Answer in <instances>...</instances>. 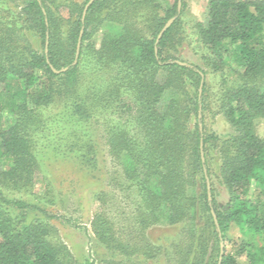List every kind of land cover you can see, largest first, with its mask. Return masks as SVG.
Listing matches in <instances>:
<instances>
[{"label":"trees","instance_id":"obj_1","mask_svg":"<svg viewBox=\"0 0 264 264\" xmlns=\"http://www.w3.org/2000/svg\"><path fill=\"white\" fill-rule=\"evenodd\" d=\"M88 1L24 0L17 16L0 8V264H75L36 207L7 196L34 186L40 133L59 126L43 112L57 103L67 151L91 169L97 146L86 128L102 117L107 155L136 199L127 234L95 211L90 227L102 246L150 264L160 248L147 232L182 226L173 264H264V138L256 133L264 119V0H207L194 25L202 66L178 58L187 41L184 0L179 13L178 0H95L82 23ZM208 73L219 78L216 93H208ZM213 106L232 129L223 140L206 129ZM212 178L227 193L223 204Z\"/></svg>","mask_w":264,"mask_h":264},{"label":"rangeland","instance_id":"obj_2","mask_svg":"<svg viewBox=\"0 0 264 264\" xmlns=\"http://www.w3.org/2000/svg\"><path fill=\"white\" fill-rule=\"evenodd\" d=\"M23 1L0 0V8L5 6L17 16ZM206 3L207 0H184L185 7L182 15L187 41L181 48L178 58L198 66H202L200 61L202 51L194 36V25L204 21ZM24 34L31 48L40 51L41 45L38 38L32 35L31 31L26 30ZM98 38L96 37L97 42ZM206 83L208 93H216L219 78L208 73ZM211 108V111L206 112V129L209 133L216 135L219 140H223L232 134V129L222 115L217 113L216 108L214 106ZM63 109V105L57 103L43 112L46 123H48L46 120L54 118L59 126L56 127L52 123L40 133L37 153L41 172L34 186L27 192L13 191L7 196L11 199H22L35 206V214L44 218L54 228L56 240L67 247L75 264H143L141 259H128L110 252L94 237L90 222L99 207L124 234L133 229L136 199L134 195L131 196L130 193L125 192L119 168L107 155L101 127L102 117H96L99 119L97 126H91L94 122L92 121L86 128L89 137L97 146V167L91 169L84 166L74 153L66 149L69 146L64 139V126L60 125V113ZM103 118L111 119L110 114ZM256 133L260 138H264V119L256 122ZM209 151L211 158H214V161L210 158V164L215 171L218 165L215 160V147L210 148ZM212 182L217 203H225L227 200L225 189L217 183L215 178H212ZM100 194H104L105 197L97 203L96 199ZM182 230V226H158L147 232L149 241L160 248V255L150 264H173L172 248L183 240Z\"/></svg>","mask_w":264,"mask_h":264},{"label":"water","instance_id":"obj_3","mask_svg":"<svg viewBox=\"0 0 264 264\" xmlns=\"http://www.w3.org/2000/svg\"><path fill=\"white\" fill-rule=\"evenodd\" d=\"M94 1L95 0H89L87 2V4L84 6V9H83V12H82V17H81L82 23L84 22V19H85V16H86V13H87V10H88L89 6ZM177 8H178V13H179L180 9H181V0H178ZM174 20H175V18H172V19L168 20L165 23V25L163 26L161 32L158 35L157 40L162 36V34L166 31V29L169 28V26L173 23ZM82 34H83V28L80 30V33H79V36H78L73 64H76V62L78 60V57H79ZM47 44H48V33H46L45 52H46ZM52 70H53L54 73H59V72H65L67 69L65 68V69H62L60 71H55L54 69H52ZM201 90H202V80H201V84H200V88H199V95L201 94ZM200 155H201V159H202V162H203L204 161V157H203V152H202V143L200 144ZM206 183H207V197H208V201L210 202L211 201V194H210V184H209L208 178H206ZM211 214H212L214 223L217 224L215 215H214L212 210H211ZM220 251H221V253H220V258H221L222 251H223V244H220Z\"/></svg>","mask_w":264,"mask_h":264}]
</instances>
